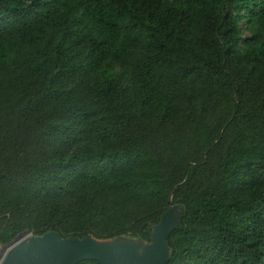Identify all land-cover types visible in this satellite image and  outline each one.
Here are the masks:
<instances>
[{"label":"trees","instance_id":"16d2710c","mask_svg":"<svg viewBox=\"0 0 264 264\" xmlns=\"http://www.w3.org/2000/svg\"><path fill=\"white\" fill-rule=\"evenodd\" d=\"M173 203L168 264H264V0H0V247Z\"/></svg>","mask_w":264,"mask_h":264},{"label":"water","instance_id":"95a60500","mask_svg":"<svg viewBox=\"0 0 264 264\" xmlns=\"http://www.w3.org/2000/svg\"><path fill=\"white\" fill-rule=\"evenodd\" d=\"M183 215L173 203L153 227L151 241L126 237L98 240L93 236L63 238L48 231L36 235L27 231L6 246L0 264H79L85 260L101 264H168L171 249L168 240L181 225ZM22 234V235H23Z\"/></svg>","mask_w":264,"mask_h":264},{"label":"rangeland","instance_id":"374dc122","mask_svg":"<svg viewBox=\"0 0 264 264\" xmlns=\"http://www.w3.org/2000/svg\"><path fill=\"white\" fill-rule=\"evenodd\" d=\"M25 234H21V235H19V237H23ZM5 249H6V246H1L0 247V263H1V258H2V256H3V253H4V251H5Z\"/></svg>","mask_w":264,"mask_h":264},{"label":"bare ground","instance_id":"6f19581e","mask_svg":"<svg viewBox=\"0 0 264 264\" xmlns=\"http://www.w3.org/2000/svg\"><path fill=\"white\" fill-rule=\"evenodd\" d=\"M25 237H20L19 239H24ZM6 252L7 251H4V253H3V256H2V258L1 259H3L4 258V256H5V254H6ZM2 261V260H1Z\"/></svg>","mask_w":264,"mask_h":264}]
</instances>
